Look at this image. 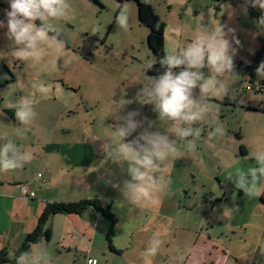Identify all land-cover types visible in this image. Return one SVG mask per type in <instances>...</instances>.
Segmentation results:
<instances>
[{
    "label": "rangeland",
    "instance_id": "obj_1",
    "mask_svg": "<svg viewBox=\"0 0 264 264\" xmlns=\"http://www.w3.org/2000/svg\"><path fill=\"white\" fill-rule=\"evenodd\" d=\"M148 1L165 22V53L190 44L205 26L219 24L225 26L226 32L229 28L235 30L226 36L235 53L233 72L218 75L207 67L202 69L226 94L209 96V112L193 125L199 135L177 141L178 151L170 154L162 166L168 182L147 199V246L133 254H146L151 240L159 234L163 243L155 256H147V264H181L187 254L188 238L181 235L185 226L193 231L202 230L210 237V244L201 243L189 264L196 258L199 260L194 264H264L263 203L259 197L246 196L228 180L229 173L234 177L238 169L247 171L255 166L252 154L264 151V97L259 89L261 77L256 74L259 66L254 61L258 52L264 57V29L256 24L264 10L253 7L251 0ZM98 2L68 0L71 6L68 18L49 21L63 37L55 45L44 46V57L39 63L29 66L13 57L14 45L5 35L6 27L0 28L1 54L6 62L17 67L16 75L26 96L31 95L33 83L49 89L47 97H35L41 111L59 101L71 106L73 112H67L70 115L67 122L75 128L80 122L95 121L103 135L112 134L111 144H118L111 127L117 123L116 116L135 112V119L141 122L137 132L144 129L164 132L168 122L159 121L153 105L138 98L142 83L153 77L146 72V61H154V56L146 44L148 29L138 20L135 2ZM0 4L9 5L8 0H0ZM124 9L128 17L126 28L117 23ZM3 21L6 24L7 18ZM61 46L64 55L60 54ZM246 85L248 89L244 88ZM194 96H199L198 88ZM217 127L223 133L210 136L209 132ZM106 142L110 144L104 135L103 143ZM191 142L195 143L194 151L187 148ZM239 145L248 150L246 155H241ZM170 220L168 230L155 229L159 223ZM103 249L104 242L96 251L102 253ZM82 257L77 254L76 258ZM96 257L99 264L113 263L110 255Z\"/></svg>",
    "mask_w": 264,
    "mask_h": 264
},
{
    "label": "crops",
    "instance_id": "obj_2",
    "mask_svg": "<svg viewBox=\"0 0 264 264\" xmlns=\"http://www.w3.org/2000/svg\"><path fill=\"white\" fill-rule=\"evenodd\" d=\"M5 10H10L9 5L0 4L2 21L6 19ZM258 59L254 60L256 66ZM16 70L15 64L6 62L0 52V146L12 142L21 152L32 154V160L22 167L0 170V250L5 248L11 255L23 237L36 227L48 203L90 199L102 208L109 207L116 217L111 245L117 252L109 248L105 239L109 221L92 207L79 214L51 215L47 221L50 238L31 243L27 252L46 250L50 254L49 264H84L87 255L94 257L99 264L97 254L110 255L112 264H147L146 254H133V251L147 246V199L133 202L123 196L121 188L123 181L128 179L127 164L105 161L101 147L104 135L111 144L112 134L103 135L95 121L90 124L83 121L73 127L67 122L70 116L67 112H73V109L65 101L43 107L42 111L35 103V119L30 125L20 124L15 118L14 104L26 95ZM259 82V86L264 85V78ZM245 150L243 155L248 153ZM38 172L42 178L36 176ZM20 184H27L35 195L23 196ZM260 186H264V180ZM261 207L263 215L264 203ZM171 224V220L165 221L155 229L168 230ZM181 233L188 238L187 254L181 264H189L201 243L210 244V237L202 230L193 231L185 226H182ZM102 242L104 249L98 253L96 250ZM72 252L74 257L70 256ZM77 254L83 256L81 260L76 258Z\"/></svg>",
    "mask_w": 264,
    "mask_h": 264
},
{
    "label": "clouds",
    "instance_id": "obj_3",
    "mask_svg": "<svg viewBox=\"0 0 264 264\" xmlns=\"http://www.w3.org/2000/svg\"><path fill=\"white\" fill-rule=\"evenodd\" d=\"M8 3L10 10H5L7 21L5 24V21L0 20V28H7L5 35L14 45L13 57L29 66L37 64L44 57V46L55 45L59 40V30L49 21L67 19L71 6L68 0H8ZM251 5L264 10V0H251ZM127 19V10L124 9L117 18L118 25L126 28ZM38 20L42 22L39 25L36 24ZM256 24L258 28L264 29V15ZM234 31L229 28L226 32L225 26L221 24L205 26L187 46L167 51L159 60L165 71L142 83L138 98L140 101L143 98V103L153 105L159 121L168 122L169 127L164 132L148 129L137 132L141 122L135 119V112L116 116L117 123L111 127L119 143L106 142L101 147L106 158L113 163L127 164L128 179L123 181L121 188L127 199L133 202L149 199L153 191L161 190L167 184L162 166L170 154L178 151L177 141L198 136L199 132L193 125L209 112V96L222 97L226 94V90L214 78L206 77L202 69L207 67L218 75L233 72L235 49L226 36L228 32ZM233 40L236 44L240 43L235 35ZM60 54L64 55L62 46ZM155 63L146 61V70ZM175 68L181 70L174 72ZM256 74L264 78V62L256 69ZM197 88L198 97L194 96ZM32 89L30 96L21 97L14 104L15 118L22 125H30L37 115L34 111L37 102L35 97H47L49 92L43 84L33 83ZM17 133L22 135L19 129ZM134 133L135 137L126 141ZM222 133L223 129L217 127L209 135ZM169 134L175 138L170 139ZM195 147L194 142L187 145L189 151H194ZM251 158L255 160V166L249 167L247 171L238 169L234 177L229 173L228 180H232L235 187L246 196L255 198L264 196V187L260 186L261 178H264V151L254 152ZM31 160L32 154L21 152L15 143L0 146V170H14ZM162 243L159 234H156L146 249V255L155 256ZM49 261L50 254L46 250L23 252L16 257V264H49Z\"/></svg>",
    "mask_w": 264,
    "mask_h": 264
},
{
    "label": "trees",
    "instance_id": "obj_4",
    "mask_svg": "<svg viewBox=\"0 0 264 264\" xmlns=\"http://www.w3.org/2000/svg\"><path fill=\"white\" fill-rule=\"evenodd\" d=\"M95 3H99L98 0H91ZM123 1H134L137 7V17L139 22L147 27L148 33L146 36V44L148 45L150 51L154 56V61L156 63L151 69L146 70V72L153 76L157 77L165 71L164 67H161L159 60L165 54L164 51V28L165 22L160 18V16L155 12L153 6L148 0H119ZM36 24H41L39 21H36ZM62 33L59 31V38H62ZM261 54L258 52L254 60L258 59ZM254 68V65L251 67ZM253 72V71H251ZM5 112L12 115L10 110L5 109ZM240 153L245 154L246 150L243 145H239ZM264 187V186H263ZM259 200L264 203V196H260ZM87 207H92L95 210L99 211L108 221L109 227L106 231L105 239L109 245V248L115 252L111 245V238L114 233V226L117 221L114 214L110 211L109 207H100L90 199H83L75 202H52L48 203L41 215L38 218L36 227L29 233H27L20 245L12 252L10 255L8 250L3 248L0 250V264H16V257L21 253L27 252L31 243L36 242L40 239L48 240L50 238V230L47 226V221L51 215L55 213H75L79 214Z\"/></svg>",
    "mask_w": 264,
    "mask_h": 264
},
{
    "label": "built area",
    "instance_id": "obj_5",
    "mask_svg": "<svg viewBox=\"0 0 264 264\" xmlns=\"http://www.w3.org/2000/svg\"><path fill=\"white\" fill-rule=\"evenodd\" d=\"M261 62H264V57L260 56L259 59L257 60V65L259 66L261 64ZM246 87V88H245ZM245 89H248L249 86L246 85L244 86ZM260 92L262 93V95L264 96V85L260 84L259 86ZM37 177L42 178V174L40 172H38L36 174ZM20 192L23 196H27V197H33L35 195V192L33 190H30L27 184H20ZM84 264H97V260L92 257V256H85V263Z\"/></svg>",
    "mask_w": 264,
    "mask_h": 264
}]
</instances>
